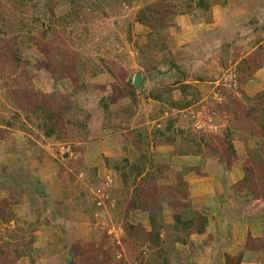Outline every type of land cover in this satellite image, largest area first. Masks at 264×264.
Here are the masks:
<instances>
[{
    "label": "rangeland",
    "instance_id": "374dc122",
    "mask_svg": "<svg viewBox=\"0 0 264 264\" xmlns=\"http://www.w3.org/2000/svg\"><path fill=\"white\" fill-rule=\"evenodd\" d=\"M203 1L0 0V264H157L116 213L141 141L153 203L174 199L178 178L208 215L211 238L175 244L169 264H264V248L243 246L264 243V200L228 198L264 173V0ZM163 205L170 228L186 209ZM125 219L149 228L138 210Z\"/></svg>",
    "mask_w": 264,
    "mask_h": 264
},
{
    "label": "trees",
    "instance_id": "16d2710c",
    "mask_svg": "<svg viewBox=\"0 0 264 264\" xmlns=\"http://www.w3.org/2000/svg\"><path fill=\"white\" fill-rule=\"evenodd\" d=\"M9 2H15V0H7ZM24 0H16V4L18 6L22 5V2ZM198 4H201L203 7V0H198ZM141 21V20H140ZM20 24L22 28H25V24L20 20ZM3 27V23L0 24ZM0 26V34H7V31L2 29ZM10 30V29H8ZM28 31V29H27ZM26 31V32H27ZM14 36V35H13ZM16 38V36H14ZM247 67V66H246ZM240 69V67H238ZM237 68V69H238ZM249 68V67H248ZM253 71V70H252ZM250 71V72H252ZM141 84L143 82V77H141ZM131 94H134V89L131 87ZM159 99L161 97H158ZM158 99V100H159ZM248 99V98H247ZM264 101V97H262ZM195 98L191 99H183L181 102H178L177 105L175 103L176 109L177 110H183L185 108H188L190 105L194 104ZM260 103H258L259 107ZM261 106V105H260ZM176 122V120H170L167 123V126H165V130L171 129L172 124ZM259 126H260V132L263 133L264 131V119L261 118L259 120ZM178 130H174V133H176ZM47 136L50 135L49 133H46ZM161 134V133H160ZM250 134L253 135V130L250 131ZM226 137L230 138L229 135L226 134ZM141 141V159L137 161V163H134L130 166L127 167V162H125V168L123 174H122V180L124 181V184L127 185L126 180L130 179L131 183L133 184L134 187L131 185V190H126L124 195H126V211L124 213H117V215H121L123 217V227L128 229L130 232V235H134V238H141V249L142 250H150V251H156L155 254H157L159 261L161 264H169V252L173 250V246L177 243L185 245L188 237L190 235L194 236H199V237H204L206 238H211V234L208 232V215L207 212L203 209L197 210V209H189L188 207L189 200H188V195H182V187L180 185H183L182 181L179 180L178 178L176 181L174 180V184L177 185L178 191L173 193V197H176L173 199L170 196H165V195H158L155 196L156 200L158 203L155 205L153 202L154 195L153 193L155 192L156 187L155 184H152L151 181L147 179V172H145V166L147 164L146 159L151 160V155H148L145 152V147L144 149L142 148V143ZM164 144H169V145H174L172 139H168ZM158 144V143H156ZM208 145V143L206 144ZM137 145H135L136 148ZM213 148V147H211ZM230 148L232 149V145H230ZM197 150L200 152V145L197 144ZM259 151L260 155L255 156V159L257 160L256 163L259 164L262 168H264V149L259 146ZM179 152V151H178ZM188 152L181 151L180 155L187 154ZM212 153L214 154L215 151L212 150ZM190 155V154H188ZM254 156L252 150L249 149L248 151V157ZM263 164V165H262ZM129 165V164H128ZM114 166V165H113ZM117 166V165H115ZM149 166L152 167L151 161H149ZM121 167V166H120ZM161 168V167H159ZM157 167H153V169L156 171L159 170ZM182 173L184 174V171L179 172L177 175L179 178H181ZM255 174L246 172L244 173V176L242 179L237 181L235 185H232V195L229 196L228 198H232L236 200L239 203H249L251 199H257L260 198L264 200V173ZM261 177V178H260ZM136 178L138 181H135ZM257 179V182L260 183L258 184L261 188L258 189V187H255L253 181ZM177 182V183H176ZM256 182V183H257ZM180 184V185H179ZM158 187V185H157ZM162 190V189H161ZM175 191V190H174ZM185 192V191H184ZM177 195L180 196V198L177 197ZM187 196V197H186ZM237 196L240 197V199L244 198L243 200L237 199ZM153 197V198H152ZM183 197V198H182ZM114 198L111 197V200ZM172 199V200H171ZM155 200V201H156ZM179 200V201H177ZM227 200V199H226ZM168 201V204H171L172 207H177L181 208L182 210H185L182 215L185 217L183 218L182 215H178L175 217V220L172 222V227H169V223L164 222L163 216H162V210L164 207V203ZM114 202L117 206V202L114 199ZM163 203V204H162ZM128 210H138L140 212H143L147 215V219L149 222V228L147 230H144L141 226L136 227L134 225H131L128 223L127 219H125V215ZM180 211V212H181ZM261 212V218H264V207L260 210ZM211 240V239H210ZM245 244L243 245L246 251H260L262 248H264V243H262V240L260 239H255V237L247 235L246 240L244 241ZM143 252V251H142ZM143 255L141 253V259ZM226 261L225 264H240L241 263V258L242 254H238L235 257H230L228 255H225ZM138 260H140V257H138ZM157 260V264L159 263Z\"/></svg>",
    "mask_w": 264,
    "mask_h": 264
},
{
    "label": "water",
    "instance_id": "95a60500",
    "mask_svg": "<svg viewBox=\"0 0 264 264\" xmlns=\"http://www.w3.org/2000/svg\"><path fill=\"white\" fill-rule=\"evenodd\" d=\"M140 81H141V77L139 75H134L132 79V86L135 89H138L140 85Z\"/></svg>",
    "mask_w": 264,
    "mask_h": 264
},
{
    "label": "crops",
    "instance_id": "0c3cea01",
    "mask_svg": "<svg viewBox=\"0 0 264 264\" xmlns=\"http://www.w3.org/2000/svg\"><path fill=\"white\" fill-rule=\"evenodd\" d=\"M109 159H111V158H109ZM210 234H211V232H210Z\"/></svg>",
    "mask_w": 264,
    "mask_h": 264
}]
</instances>
